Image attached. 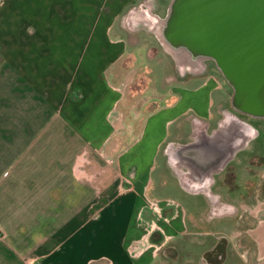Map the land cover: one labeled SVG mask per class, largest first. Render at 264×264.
Returning <instances> with one entry per match:
<instances>
[{
	"label": "crops",
	"instance_id": "1",
	"mask_svg": "<svg viewBox=\"0 0 264 264\" xmlns=\"http://www.w3.org/2000/svg\"><path fill=\"white\" fill-rule=\"evenodd\" d=\"M137 1L0 0V264H249L250 241L264 258V216L229 188L264 184V139L214 118L212 77L143 96Z\"/></svg>",
	"mask_w": 264,
	"mask_h": 264
},
{
	"label": "rangeland",
	"instance_id": "2",
	"mask_svg": "<svg viewBox=\"0 0 264 264\" xmlns=\"http://www.w3.org/2000/svg\"><path fill=\"white\" fill-rule=\"evenodd\" d=\"M173 2L174 0H138L136 8L134 7L133 12H129L128 10L122 15L125 20H127V16L129 15L130 21L129 23L127 22L125 24H127L130 29L132 28L131 31L133 33L137 34L136 38L138 39V44L136 50L142 49L140 52L143 53V56L139 55L136 59L138 73L134 80V84L142 89V91L146 89V93L144 94L140 91V93L145 96L147 93L149 95L153 93L156 94L155 86L159 84V81H161V78L164 75L166 77V83L168 82L167 84H169L171 81H175L176 79L190 80V78L193 79L198 76L204 80L205 78H208V76L212 77L216 82V86L213 91L214 101L212 105L213 115H215L214 118L216 119L217 116L223 115L224 112L228 110L248 119L255 127V134L259 135L257 138H254L255 142H251L254 145H258L257 142H260V139H264V115H256L235 106V86L227 77L221 66L218 64L217 60L211 56H203L202 58H197L195 60L187 54L179 51H173L165 41L164 37L161 35V32L164 31V29L166 30V27L170 24L166 22L169 16L176 15V11H172ZM195 75L196 77H193ZM1 79L2 77L0 74V80ZM157 96L158 95L156 94L155 97ZM162 97H164V100L167 101V99L170 98V94L167 93L166 95H162ZM0 115H2L1 106ZM187 115H192V113L190 112ZM189 118H191V116H185L186 120H189ZM186 120H179L177 127L178 130H175V134L173 136L179 138H185L187 136L188 121ZM14 123L15 121H7V119L2 120L0 118V128L2 125L13 126ZM209 123V127H211V124L214 123V120L209 121ZM165 146L166 143L164 147ZM255 149H257V146ZM257 176L256 170L254 171L252 169L250 173L251 183H247L242 187H240V184H231L229 185V188L231 189L234 185L238 186L234 193H237V196H245V198L248 200L246 201V203L248 202V205L246 206H254L249 207L247 212L259 210L258 215L261 217L264 216V202L261 203L262 206H258L257 203H254V199L257 198L258 195L264 198V184H260V186L258 185L257 182L260 179L258 178L259 176ZM262 183L264 182L262 181ZM243 219L244 220L242 223L249 224V221L245 216H243ZM250 223H254V221L250 220ZM250 246L251 249L249 248L248 260L250 261L249 264H264V258L261 262L257 261V259H254L255 250H253L251 241ZM232 261L235 264H243L241 262L238 263L236 257Z\"/></svg>",
	"mask_w": 264,
	"mask_h": 264
},
{
	"label": "water",
	"instance_id": "3",
	"mask_svg": "<svg viewBox=\"0 0 264 264\" xmlns=\"http://www.w3.org/2000/svg\"><path fill=\"white\" fill-rule=\"evenodd\" d=\"M177 11L174 30L217 55L242 109L264 112V0H182Z\"/></svg>",
	"mask_w": 264,
	"mask_h": 264
},
{
	"label": "bare ground",
	"instance_id": "4",
	"mask_svg": "<svg viewBox=\"0 0 264 264\" xmlns=\"http://www.w3.org/2000/svg\"><path fill=\"white\" fill-rule=\"evenodd\" d=\"M181 1L182 0H174L173 5H172L173 12L175 11L176 13L178 12L177 10L179 9ZM175 16H172V15L169 16L170 19L168 18L166 22L170 24L166 27V30L164 29V31L161 32V35L164 37L169 47H171L173 51H179L184 54H187L188 56L194 58L195 60L197 58L200 59L203 56H211L219 62L217 55L213 53L211 49H208L207 46H204L202 44H197L189 39L180 37L177 30H174L175 28L173 27ZM171 30L174 34L171 32ZM220 66L222 67L221 64ZM234 104L237 108H241V109L244 108L242 103L237 98H234ZM253 111H254L253 113H255L256 115H264V112L255 111V110Z\"/></svg>",
	"mask_w": 264,
	"mask_h": 264
}]
</instances>
